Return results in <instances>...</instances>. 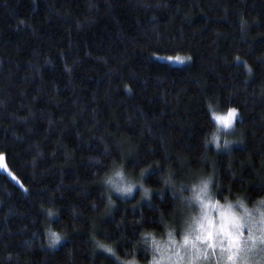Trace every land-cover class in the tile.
I'll use <instances>...</instances> for the list:
<instances>
[{
    "label": "trees",
    "instance_id": "obj_1",
    "mask_svg": "<svg viewBox=\"0 0 264 264\" xmlns=\"http://www.w3.org/2000/svg\"><path fill=\"white\" fill-rule=\"evenodd\" d=\"M209 105L239 113L230 152ZM0 156V264H143L209 180L264 207V0H0ZM118 168L150 197L109 193Z\"/></svg>",
    "mask_w": 264,
    "mask_h": 264
},
{
    "label": "rangeland",
    "instance_id": "obj_2",
    "mask_svg": "<svg viewBox=\"0 0 264 264\" xmlns=\"http://www.w3.org/2000/svg\"><path fill=\"white\" fill-rule=\"evenodd\" d=\"M159 59L169 63H174L175 60L170 57ZM224 138H231L234 141L231 150L240 145L236 129L230 133H222L219 141L221 145ZM215 149L223 153L231 151H226L223 147L219 149L215 147ZM0 168L11 175L8 168L1 166ZM202 186L203 184L200 183L199 186L190 188L188 193H182L184 198L182 196L181 199L185 205L190 207L192 204L193 214L188 215L187 220L180 227L179 234L177 231L168 230L161 238L148 239L146 242L148 256L143 264H264V207L257 206L252 209L253 211L234 210L227 205L215 203L209 187L205 195L201 192ZM222 212L225 213V217L221 216ZM209 220L212 222L211 226ZM201 224L203 228L200 227ZM221 224L226 225V230L235 239V244L231 247L229 238L220 234ZM236 224L241 227L237 229ZM209 231L213 234L212 240L201 242L195 239L197 235H206ZM185 236H188L190 241L187 245L184 244ZM153 241H157L155 250ZM193 243L196 245L195 248L192 247ZM209 244L213 247H208ZM230 255L233 257L232 260L228 259ZM137 264L141 263L137 262Z\"/></svg>",
    "mask_w": 264,
    "mask_h": 264
},
{
    "label": "clouds",
    "instance_id": "obj_3",
    "mask_svg": "<svg viewBox=\"0 0 264 264\" xmlns=\"http://www.w3.org/2000/svg\"><path fill=\"white\" fill-rule=\"evenodd\" d=\"M249 75H251V69H248ZM235 112V117L232 118L229 116L230 111ZM209 111L212 114L213 120L216 122L217 127L215 129V133L211 136L210 142L216 147V148H221L223 147L224 150L230 151L231 146L234 143V141L231 138H224L223 139V145L219 143L220 139L222 138V133H230L235 130V121L236 119L239 118V113L235 108H231L225 111H218L216 108H214L212 105H209ZM214 116L218 117H227L231 121V126L228 128H225L224 124L225 122L221 120L220 123H217V120L214 119ZM210 183L209 181L203 182L204 184H207V189H208V184ZM106 190L109 193H116L120 195L121 197L124 196H131L134 193V190L136 189L137 186H139L142 189V194L145 198L150 197V189L148 187H145L143 184H137L136 182L132 181L129 177L126 176L124 170L122 168H118L115 172H113L111 175H109L105 181H104ZM109 203L111 204L112 201L109 199ZM240 206L244 207V202L239 201ZM56 215L54 211H49L48 212V217L49 219L53 218ZM171 233H169L170 235ZM48 236V243L49 246L52 248H55L63 239L64 236L61 235L60 233L52 230L51 228L48 230L47 233ZM148 239H151V234H146V240L147 242ZM157 241H153V248L155 250V245ZM99 248L102 250H105L107 252H114V250L110 247H106L105 245H98ZM229 260H232V256H228ZM129 264H137V261L134 259L129 262Z\"/></svg>",
    "mask_w": 264,
    "mask_h": 264
},
{
    "label": "snow or ice",
    "instance_id": "obj_4",
    "mask_svg": "<svg viewBox=\"0 0 264 264\" xmlns=\"http://www.w3.org/2000/svg\"><path fill=\"white\" fill-rule=\"evenodd\" d=\"M187 59H190V58H187ZM175 62H178V63L183 64V63L185 62V58L177 57V58H175ZM229 116L232 117V118L235 117V112H234V110H233V111H230ZM214 119L217 120V123H220L221 120H223V121L225 122V124H224L225 128H228V127L231 126V121H230L227 117H223V118H222V117L214 116ZM2 161H3V156H0V166H2ZM201 192H202L203 194H205V195L207 194V184H204V185L202 186V188H201ZM197 199H199V197H197ZM230 207H231V206H229V208H230ZM221 216H222V217H225V213L222 212V213H221ZM208 223H209V225L211 226V223H212L211 220H209ZM235 226H236L237 229H239V228L241 227V225H239V224H236ZM200 227L203 228V225L201 224ZM220 234H222V235H224V236H227V237L229 238V245H230V247L233 246V245L235 244V239L232 237L231 233H229V232L226 230V225H224V224H221V225H220ZM170 235H171V234H170ZM212 237H213V234H212L211 231H209V232H207L206 235H197V236L195 237V239L198 240V241H201V242H205V241H210V240H212ZM189 243H190V241H189V237H188V236H185V237H184V244L187 245V244H189ZM192 247L195 248L196 245L193 243V244H192ZM208 247L211 248V247H213V245H212V244H209ZM232 258H233V257H232Z\"/></svg>",
    "mask_w": 264,
    "mask_h": 264
}]
</instances>
